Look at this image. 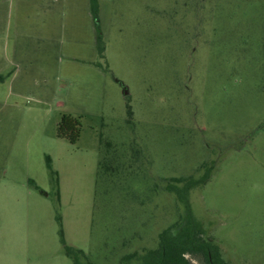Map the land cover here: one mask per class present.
<instances>
[{"label": "rangeland", "instance_id": "374dc122", "mask_svg": "<svg viewBox=\"0 0 264 264\" xmlns=\"http://www.w3.org/2000/svg\"><path fill=\"white\" fill-rule=\"evenodd\" d=\"M98 2L105 57L84 61L100 73L73 67L49 102L34 87L33 109L0 113V264H73L58 214L96 264L156 248L184 211L167 183L208 166L191 192L205 235L231 264H264V0ZM64 113L83 116L75 144Z\"/></svg>", "mask_w": 264, "mask_h": 264}, {"label": "crops", "instance_id": "0c3cea01", "mask_svg": "<svg viewBox=\"0 0 264 264\" xmlns=\"http://www.w3.org/2000/svg\"><path fill=\"white\" fill-rule=\"evenodd\" d=\"M97 38L91 0H0V87L16 97L0 99V113L33 109L24 103L34 87L49 102L73 67L99 74L96 66H86L98 58ZM7 112L0 116V137L12 122Z\"/></svg>", "mask_w": 264, "mask_h": 264}, {"label": "trees", "instance_id": "16d2710c", "mask_svg": "<svg viewBox=\"0 0 264 264\" xmlns=\"http://www.w3.org/2000/svg\"><path fill=\"white\" fill-rule=\"evenodd\" d=\"M91 10L98 32V58L103 59L106 44L100 27L98 0H91ZM92 63L101 66L98 62L93 61ZM4 78L5 76L0 75V82ZM82 118V115L75 116L64 113L57 128V136L72 144L77 143L81 137ZM46 165L58 185V172L53 167L50 155L46 156ZM210 173L211 168L208 166L205 173L199 178L195 176L178 177L167 183L166 189L175 194L178 201L183 205L184 211L180 219L160 232L159 243L156 248L149 249L143 254L125 256L122 264H191L187 257L190 254L201 256L204 264H231L223 257L220 246L205 235V227L196 217L191 203V192L205 185L209 180ZM29 184L40 189L33 179L29 180ZM58 199L60 200L59 189ZM57 220L60 223L61 242L67 255L73 259V264H96L86 258L83 249L67 244L61 214L57 215ZM134 259L137 262L133 261Z\"/></svg>", "mask_w": 264, "mask_h": 264}, {"label": "built area", "instance_id": "2783aa9c", "mask_svg": "<svg viewBox=\"0 0 264 264\" xmlns=\"http://www.w3.org/2000/svg\"><path fill=\"white\" fill-rule=\"evenodd\" d=\"M189 255H187V257H188Z\"/></svg>", "mask_w": 264, "mask_h": 264}]
</instances>
